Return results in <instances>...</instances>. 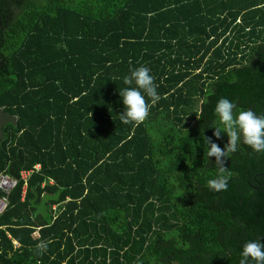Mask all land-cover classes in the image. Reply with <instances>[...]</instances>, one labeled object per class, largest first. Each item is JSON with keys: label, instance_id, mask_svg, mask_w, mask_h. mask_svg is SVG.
<instances>
[{"label": "trees", "instance_id": "16d2710c", "mask_svg": "<svg viewBox=\"0 0 264 264\" xmlns=\"http://www.w3.org/2000/svg\"><path fill=\"white\" fill-rule=\"evenodd\" d=\"M139 66L160 99L124 124ZM222 97L264 115V0H0V264H239L264 243V152L241 139L208 187Z\"/></svg>", "mask_w": 264, "mask_h": 264}, {"label": "clouds", "instance_id": "9594fccd", "mask_svg": "<svg viewBox=\"0 0 264 264\" xmlns=\"http://www.w3.org/2000/svg\"><path fill=\"white\" fill-rule=\"evenodd\" d=\"M123 83L129 85L119 94L122 97L124 111L120 114V120L124 124L134 123L139 125L144 122L150 112V108L160 99L156 91L154 77L146 66H139L130 70V74L123 78ZM135 84L134 87L131 85ZM143 90V91H141ZM145 94L149 100H146ZM235 105L227 98H220L216 104L215 112L220 118L223 128L215 127L213 135L217 138L222 133L227 134V143L223 148L212 142L210 138L204 139L208 144V157H214L218 167V175L215 179L208 180V187L213 191H226L229 175L226 172L225 159L229 153L237 151L239 142L249 145L254 151L264 152V115H257L251 109L234 113ZM38 249L46 250L47 244L41 242ZM264 264V243L259 240H251L244 244L240 253L239 264Z\"/></svg>", "mask_w": 264, "mask_h": 264}, {"label": "water", "instance_id": "95a60500", "mask_svg": "<svg viewBox=\"0 0 264 264\" xmlns=\"http://www.w3.org/2000/svg\"><path fill=\"white\" fill-rule=\"evenodd\" d=\"M15 121H16V115L8 113L7 111L3 110V108L0 106V139L3 137L2 126L7 122L15 124ZM12 163L13 160L8 163L7 171L11 175L16 176L15 174H13L11 170ZM57 194H58L57 191L53 194L44 193L37 203H33L31 198L30 203L34 206L32 215H34L35 213H40L41 215L46 216L47 209L44 206V201L47 199H55L57 197ZM47 222H50V218H47Z\"/></svg>", "mask_w": 264, "mask_h": 264}, {"label": "built area", "instance_id": "2783aa9c", "mask_svg": "<svg viewBox=\"0 0 264 264\" xmlns=\"http://www.w3.org/2000/svg\"><path fill=\"white\" fill-rule=\"evenodd\" d=\"M35 167L38 165L35 164ZM27 170H21L20 176L25 178ZM17 176L11 175L8 171L0 172V213L4 210L7 204V192L14 186ZM51 208H55V204H51Z\"/></svg>", "mask_w": 264, "mask_h": 264}]
</instances>
